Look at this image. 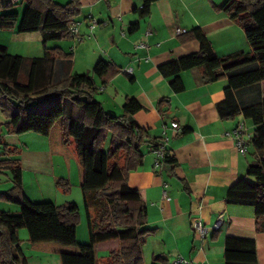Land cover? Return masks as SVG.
<instances>
[{"label": "trees", "instance_id": "obj_1", "mask_svg": "<svg viewBox=\"0 0 264 264\" xmlns=\"http://www.w3.org/2000/svg\"><path fill=\"white\" fill-rule=\"evenodd\" d=\"M18 1L24 4L21 14L14 7ZM155 1L141 0V18L149 15ZM215 7L242 25L250 53L240 51L219 57L202 30L195 27L188 33L199 42L198 51L165 62L158 69L169 78L176 92L183 90L179 74L194 67L203 69L202 78L207 82L227 77L226 97L217 104V110L224 119L240 114L251 120L255 130L250 143L259 157L247 167L249 178L239 179L229 187L226 201L252 206L259 223L264 217V99L240 107L231 92L264 82V0H225ZM79 14L80 0H0V29H13L20 17L17 32L40 31L44 45L42 58L10 54L6 46L0 45V112L7 120L6 132L41 134L47 139L51 154L62 156L67 165L71 158L75 159L89 229V242L79 243V208L73 202H32L23 190L18 160L11 157L17 154L16 149L0 141V169L10 173L13 183L7 191L0 192V200L20 206L19 213L0 211V264H26L16 236L19 228L27 229L32 249L59 255L61 264H96L95 246L110 241H115L117 247L100 258V264H144L142 245L153 231L145 227L143 191L128 185L129 173L143 163L146 135L132 118L142 109L141 104L134 97H127L121 115L109 113L95 98L98 85L86 73L53 80L49 72L40 84L41 67L48 68L46 64L52 63L58 52L67 56L56 48H47L45 43L72 38L68 27ZM138 28L139 22L131 23L128 32L134 33ZM22 69H26L25 82L18 80ZM118 70L105 59L93 66V74L101 85L108 83ZM1 129L0 126V140ZM174 162L168 155L165 164ZM54 182L63 191L69 189L64 177L55 176ZM92 203L99 211L96 221L91 217ZM152 261L169 264L160 255L152 256ZM224 261L258 264L254 240L226 237Z\"/></svg>", "mask_w": 264, "mask_h": 264}, {"label": "crops", "instance_id": "obj_2", "mask_svg": "<svg viewBox=\"0 0 264 264\" xmlns=\"http://www.w3.org/2000/svg\"><path fill=\"white\" fill-rule=\"evenodd\" d=\"M56 1L65 3L67 0ZM218 1L157 0L151 4L149 15L141 18V0H80V18L77 16L74 20L81 21L79 33L82 40L76 41L80 42L79 47L71 44L70 50L66 51L59 45L51 46L46 42L47 48H56L55 51L60 50L67 56L62 57L58 52L52 63H45L48 68L41 67L39 72L40 84L48 78L49 72L53 80L74 73L92 76L98 88L103 87L99 92L106 93L105 98L102 95L95 97L102 106L106 100L109 103L112 101L113 107L122 109L127 97H134L141 104L142 109L132 118L146 135V143L142 147L143 163L129 173L128 185L143 191L147 211L145 227L153 231L145 238L142 253L148 243L154 244L150 248V256L160 255L169 264L178 254L193 263L225 264L224 245L228 236L252 238L258 264H264V217L258 223L252 206L226 201L229 187L239 179L249 178L247 167L259 155L254 148H250L251 143L246 154L240 153L225 133L239 122H244L252 136L255 125L240 114L226 119L220 117L217 104L226 97L227 77L207 82L202 78L203 69L194 67L179 74L183 90L176 92L169 78L158 69L165 62L198 51L199 42L188 33L195 27L202 30L219 57L240 51L250 53L242 25L224 10L217 9L215 6L225 0ZM88 14L98 22H108L103 26L107 28L104 32L100 31L102 26L94 27L91 32L97 46L83 43L90 33L85 19ZM134 22H139V28L130 33L129 25ZM176 28L185 32L176 34ZM147 31L151 33L145 36ZM122 32L126 34L123 36ZM40 34L42 52L28 58L44 56L43 34ZM101 34L108 35L107 43L101 40ZM139 41H144L146 47L135 48ZM99 59L108 60L119 69L105 85H101L100 79L93 74V66ZM83 68L87 69L86 72ZM129 68L131 72H127ZM231 93L240 107L257 103L264 99V82L232 90ZM2 118L5 123L7 120ZM172 123H176L177 127L173 128ZM163 129L169 137L166 145L169 156L175 162L164 163L161 168L154 169V154L150 148L161 139ZM22 136L2 131L0 141L16 149L17 154L11 157L18 160L20 169L22 167L24 180L23 172L28 170L26 164L34 156L26 151L29 148L23 149L22 146L27 147L29 143ZM54 160L52 158V163ZM57 173L58 177H64V172ZM32 174H35L41 188L40 176L50 175V172L34 169ZM164 182L168 185L165 199L162 198ZM26 196L29 197L28 194ZM53 197L54 200L42 199L56 205L72 201L69 193L61 197L54 194ZM220 215L222 226L210 231L204 239L193 230L194 219L211 226ZM116 247L115 241L98 244L95 255L97 250L109 252Z\"/></svg>", "mask_w": 264, "mask_h": 264}, {"label": "rangeland", "instance_id": "obj_3", "mask_svg": "<svg viewBox=\"0 0 264 264\" xmlns=\"http://www.w3.org/2000/svg\"><path fill=\"white\" fill-rule=\"evenodd\" d=\"M214 1L219 2L218 0H214ZM23 6L24 4L21 1H18L14 7H15V10L19 14H21L23 10ZM77 18L79 19L80 15H78ZM19 19L20 17L16 18L15 26L18 25ZM15 29L14 28L13 29H0V45L6 46L9 53L18 54L24 57L35 56V55L41 54L42 35L40 34V32H36V33L35 32H17V30ZM79 29H80V26H79ZM105 30H107V28L103 27L100 29V31H103V32ZM107 36H108L107 34H103V35L101 34V40L103 42L105 41V43H107ZM90 39L85 38L83 40V43H92L97 46L94 40V36H92ZM51 41H53V43H51ZM76 41H77L76 39L71 38V39H61V40H47V43L50 44L51 46L52 44L59 45L64 50L68 51L70 50L71 44L73 46L76 45L77 47H79L80 42H76ZM82 70L86 72L87 69L83 68ZM90 74H92L91 71H90ZM18 80L20 82L26 81V69L21 70ZM96 84L98 85V83ZM98 92L99 90L95 94V97L96 96L99 97L100 95H102L103 98L106 97V93L104 92L98 93ZM103 105H104L103 106L104 109H106L110 113L119 115V114H122L123 112L122 109L119 108V106L113 107L114 103L112 101L111 103H109L108 101L105 100L103 102ZM2 116L3 115L0 112V117H1L0 122L2 123L0 125L2 128L1 130L4 133H6V127L2 121L3 119ZM26 133H30V134H26ZM16 135H24L22 136V137H25L23 139L27 140L29 144L27 145V147L26 146H22V147L23 149L29 148L26 151L28 153L33 154L34 156V158L30 160L29 162H27L26 164L28 170L23 172L24 180H22V187L23 188L25 187V189H23L24 192L25 191L27 192L25 194L26 195L28 194L29 196L28 198L32 202H41V201L46 200V199H42V197L48 198L50 200H54V197H53L54 194H56L58 197H61L62 195H68L69 193L70 199L72 200L71 202L76 203L79 208L78 209L79 210V220L76 226L77 241L83 244L88 243L89 242V229H88V224H87V219H86V214H85V207L83 203V195H82V191H81V188L77 180V169H76L75 159L71 158L69 161V164L67 165L62 156L51 154L48 149L47 139L41 134H38L35 132H25V133L16 134ZM107 147H108V140L105 145V148ZM250 148L253 149L252 146ZM0 152H2V149H0ZM20 154L21 153L19 152V155ZM52 158L55 159L53 163H52ZM34 169L44 171V172H48V171L50 172V175L40 176L41 188L38 186L35 174H32ZM0 170L2 171V173L0 174V192H4V191H7L12 186L13 183H12L10 173L6 171L5 168H1ZM21 170H23L22 167H21ZM57 172H64V177L66 178L68 182V188H69L68 190L63 191L57 188L55 184H53L55 183L54 177L57 176L56 175L58 174ZM167 179L169 180V178ZM92 204L94 206H90L91 217L94 221H96L98 219L99 211L97 210V207L95 206V204L94 203ZM0 211H10L13 213H19L20 206L12 202H6V201L0 200ZM16 236L19 240L20 250L23 256L25 257L26 264H61L59 255L55 253L42 252V251L34 250L31 248L29 240H28V232L26 228L17 229ZM152 246H154V244L151 245L150 243H148V245H146L144 249V254H143L144 264L146 262L150 263L152 260V257L150 256V248H152ZM108 254L109 252L106 250H97L96 264H100V258L107 256ZM167 257L170 258L169 255Z\"/></svg>", "mask_w": 264, "mask_h": 264}, {"label": "built area", "instance_id": "obj_4", "mask_svg": "<svg viewBox=\"0 0 264 264\" xmlns=\"http://www.w3.org/2000/svg\"><path fill=\"white\" fill-rule=\"evenodd\" d=\"M85 19L88 21V29L89 34L87 35V38L92 37V30L96 26H106L108 24L107 21H96L91 14L86 15ZM81 24V21H73L70 23L68 30L71 34L73 39H76L77 41L82 40V36L79 33V26ZM185 30H182L180 28L175 29L176 34H183ZM151 32L147 31L145 33V36L149 35ZM123 36L126 34L125 32L121 33ZM146 47V44L144 41H139L135 44V48H144ZM132 69H127V72H131ZM99 91L103 90V87H100L98 89ZM173 128L177 127L176 123L171 124ZM225 135L229 138H231L234 142V146L236 147L237 151H239L242 154H246L248 152V146L251 141V134H249L246 130L244 122H239L232 130L227 131ZM169 137L165 134L164 129L162 130V136L161 139L158 141L157 145L152 146L150 148L151 152L154 154V162L153 167L154 169H159L161 166L165 163L166 158L168 157L169 153L167 150V143H168ZM2 156V153L0 152V157ZM168 185L167 183L162 184V198H166V189ZM223 224V218L222 215L218 217V219L213 223L211 226H205L202 224V222L199 219H194L192 222V228L193 230L199 235L201 239H204L207 234L210 231L218 230ZM171 264H205V263H193L192 261L186 259L181 254H178L172 259Z\"/></svg>", "mask_w": 264, "mask_h": 264}]
</instances>
